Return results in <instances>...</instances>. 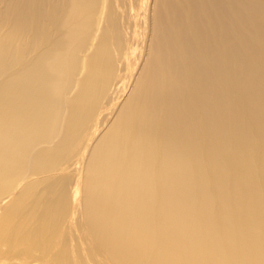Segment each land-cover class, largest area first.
Listing matches in <instances>:
<instances>
[{
	"label": "bare ground",
	"instance_id": "6f19581e",
	"mask_svg": "<svg viewBox=\"0 0 264 264\" xmlns=\"http://www.w3.org/2000/svg\"><path fill=\"white\" fill-rule=\"evenodd\" d=\"M0 264H264V0H0Z\"/></svg>",
	"mask_w": 264,
	"mask_h": 264
}]
</instances>
